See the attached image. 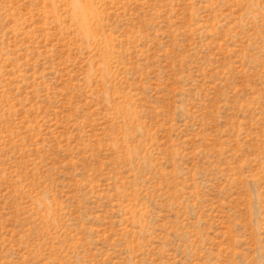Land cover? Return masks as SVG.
Returning a JSON list of instances; mask_svg holds the SVG:
<instances>
[{"label":"rangeland","instance_id":"374dc122","mask_svg":"<svg viewBox=\"0 0 264 264\" xmlns=\"http://www.w3.org/2000/svg\"><path fill=\"white\" fill-rule=\"evenodd\" d=\"M0 264H264V0H0Z\"/></svg>","mask_w":264,"mask_h":264}]
</instances>
